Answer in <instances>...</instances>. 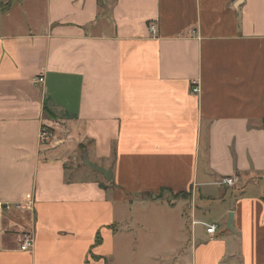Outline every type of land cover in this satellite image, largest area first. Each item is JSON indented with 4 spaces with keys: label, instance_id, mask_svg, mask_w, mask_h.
Here are the masks:
<instances>
[{
    "label": "crops",
    "instance_id": "0c3cea01",
    "mask_svg": "<svg viewBox=\"0 0 264 264\" xmlns=\"http://www.w3.org/2000/svg\"><path fill=\"white\" fill-rule=\"evenodd\" d=\"M29 202L32 213L1 208ZM151 207L176 244L142 246ZM119 240L146 264H264V0L0 11V264H120Z\"/></svg>",
    "mask_w": 264,
    "mask_h": 264
},
{
    "label": "rangeland",
    "instance_id": "374dc122",
    "mask_svg": "<svg viewBox=\"0 0 264 264\" xmlns=\"http://www.w3.org/2000/svg\"><path fill=\"white\" fill-rule=\"evenodd\" d=\"M2 3H4V2H0L1 5H2ZM20 12H21V10H18V13H20ZM18 13L15 11V14H18ZM46 131H47V134H50L52 132V130L50 128H46ZM79 152L83 153L82 146L79 148ZM160 195L163 198L169 199V200H177V199L188 200L187 194L174 195V194H170L169 192L162 191L160 193ZM158 209H160V208L159 207H153V208L151 207L148 209L149 213L152 214L153 217L151 218L152 222H151L150 232L145 235L144 243L142 246L144 248H149L151 250L157 249V248L161 247V245H163V244H165V245H171L172 243L176 244L178 241V238H179L177 236H173L172 234H169V233H172V230L168 231V229L171 225V224H169L170 221L169 220H166V221L162 220L160 215H158V213H159ZM178 212L176 211L173 213L178 214ZM141 213L142 212H139V215ZM162 226H164V227L162 228ZM173 230L176 231V228L173 227ZM139 236H141V234H139ZM121 242H122V240L118 241V243H119L118 258H119V262L122 261L120 264H128V261H131L132 258H134V259H132V261H133L132 264H146V262L141 261L140 255H139L137 250H132V254H128L126 252V247L129 244L128 245L125 244L126 246L124 245V247L121 248V245H122ZM165 250H168V249L165 248ZM159 255L162 256L163 253L160 252ZM136 256H137V259H136ZM127 258H128V261H127ZM150 264H152V263H150Z\"/></svg>",
    "mask_w": 264,
    "mask_h": 264
},
{
    "label": "built area",
    "instance_id": "2783aa9c",
    "mask_svg": "<svg viewBox=\"0 0 264 264\" xmlns=\"http://www.w3.org/2000/svg\"><path fill=\"white\" fill-rule=\"evenodd\" d=\"M148 32L150 36L155 37L157 35V28L155 24L150 23L147 26ZM44 82V78L42 76H38L33 80V84H42ZM190 92L192 94H198L199 92V86L195 83L192 82ZM40 136L41 138H46L48 136L46 127L41 128L40 131ZM219 184L221 186H226V187H232L235 184V179L233 177L229 178H223ZM1 208L7 211H27L29 213L33 212V204L31 202L29 203H18V204H5L4 206L1 205ZM194 224V223H192ZM204 229L205 232L208 236L213 237L216 234L217 231V226L215 224H207V223H200ZM34 245V237L33 233L29 231H24L21 234V243L19 245V251L21 252H28L33 248Z\"/></svg>",
    "mask_w": 264,
    "mask_h": 264
},
{
    "label": "water",
    "instance_id": "95a60500",
    "mask_svg": "<svg viewBox=\"0 0 264 264\" xmlns=\"http://www.w3.org/2000/svg\"><path fill=\"white\" fill-rule=\"evenodd\" d=\"M83 164L84 166L90 168L92 171L102 175L106 181L111 180V172L110 170H105L102 167L96 166L95 164L91 163L87 158L83 157ZM233 214L229 213L228 214V220L226 227L228 230H231V221H232Z\"/></svg>",
    "mask_w": 264,
    "mask_h": 264
},
{
    "label": "trees",
    "instance_id": "16d2710c",
    "mask_svg": "<svg viewBox=\"0 0 264 264\" xmlns=\"http://www.w3.org/2000/svg\"><path fill=\"white\" fill-rule=\"evenodd\" d=\"M16 1H19V0H8L6 3H2V5L0 4V11L1 12L8 11L10 9L11 5ZM100 186H101V188H106V186H104L103 184H100ZM154 199H158V198L155 197ZM99 240H100L99 235H97L95 245H98L100 243Z\"/></svg>",
    "mask_w": 264,
    "mask_h": 264
}]
</instances>
